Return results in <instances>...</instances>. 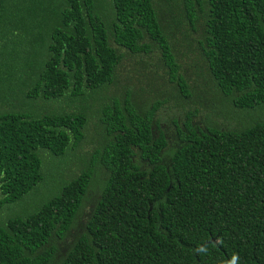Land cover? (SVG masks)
Listing matches in <instances>:
<instances>
[{"label": "trees", "instance_id": "16d2710c", "mask_svg": "<svg viewBox=\"0 0 264 264\" xmlns=\"http://www.w3.org/2000/svg\"><path fill=\"white\" fill-rule=\"evenodd\" d=\"M179 1L198 95L161 0H0L3 201L42 180L39 149L65 155L89 121L102 137L37 209L0 224V264H264V0ZM117 47L158 49L167 78L141 90L154 99L117 84Z\"/></svg>", "mask_w": 264, "mask_h": 264}, {"label": "rangeland", "instance_id": "374dc122", "mask_svg": "<svg viewBox=\"0 0 264 264\" xmlns=\"http://www.w3.org/2000/svg\"><path fill=\"white\" fill-rule=\"evenodd\" d=\"M159 6L162 8L161 15L164 16V18L170 24V30L172 32H169L170 45L172 46V52L176 57V61L181 67L179 74L181 73L184 77L188 78V80L187 78L185 79L188 82L189 89H192V92H195V94L198 95L202 92L203 87H199V77L197 78L196 73L193 71V65L196 62L194 58L195 54L187 48V40L189 41V38L194 37L197 32H193L194 30L192 29L190 30L191 27L187 18H185L181 11L182 5L179 0H161ZM171 8L174 10L173 13H170ZM117 48L121 54L124 53L117 69V84H121L125 81L129 82V80L132 79V87L136 88L141 95L143 94V96L146 97L147 95L144 93H147L149 94V98H153L152 93H148L146 91L142 92L141 90L147 89V85H149V87L157 86L167 78V69L165 70V67L163 66L161 55L158 49H154L149 53L148 56L141 58L142 56L139 55V57H135L134 59L129 55V53H127L125 48ZM145 65H147V69H144ZM154 72L156 75H154ZM156 77L159 80H157ZM173 93H176V90ZM156 97L157 96H155V98ZM139 99L140 98L138 95L135 98V101L139 103ZM173 103V101H170L169 103H165L162 106L163 108L169 107L167 109L171 111V105H173ZM70 104L71 102H69L67 98L63 99L62 101L60 99L51 100L48 103L46 102L45 106L51 111L54 109H64L63 111H67L65 108L67 106L69 107ZM167 109H160L158 113H165ZM211 116L212 119L216 118V116H213L212 114ZM89 122L90 131H88L87 137L76 148L71 144L65 155L54 156L50 155V153L44 149H39L38 153L42 160V180L26 195H24V197L16 201L4 202L0 193V224L4 223L11 217L24 216L27 213L37 209L46 200V198L51 196L62 184L70 180L76 175V173L82 170L84 159L97 147V139L94 137L97 135L100 137V140L102 139V137L98 135L99 128L97 127V124L93 121ZM88 123L85 127L84 133L88 129ZM82 154H85V158ZM94 185H96V182ZM93 188L87 193L88 196L85 201L87 203L85 204L84 208L85 214L89 210L90 206H92L91 201H93L92 199L97 194V191H95ZM80 228L81 227L78 225L77 227L72 228V234L78 233L81 230ZM71 239L72 237L68 236L67 243H69Z\"/></svg>", "mask_w": 264, "mask_h": 264}, {"label": "clouds", "instance_id": "9594fccd", "mask_svg": "<svg viewBox=\"0 0 264 264\" xmlns=\"http://www.w3.org/2000/svg\"><path fill=\"white\" fill-rule=\"evenodd\" d=\"M199 252H200V253L207 254V252H208V247H207L206 245H202V246L199 248ZM229 264H240V257H239V254H238V253H233V255H232V257H231V260H230Z\"/></svg>", "mask_w": 264, "mask_h": 264}]
</instances>
